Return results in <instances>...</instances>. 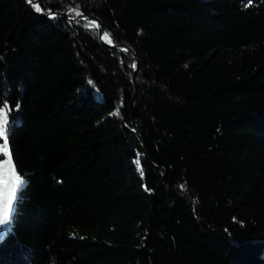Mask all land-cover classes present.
Segmentation results:
<instances>
[{"label":"trees","instance_id":"trees-1","mask_svg":"<svg viewBox=\"0 0 264 264\" xmlns=\"http://www.w3.org/2000/svg\"><path fill=\"white\" fill-rule=\"evenodd\" d=\"M2 97L0 264H264V0H0Z\"/></svg>","mask_w":264,"mask_h":264},{"label":"snow or ice","instance_id":"snow-or-ice-1","mask_svg":"<svg viewBox=\"0 0 264 264\" xmlns=\"http://www.w3.org/2000/svg\"><path fill=\"white\" fill-rule=\"evenodd\" d=\"M31 3V0H28ZM79 15V14H78ZM89 27L98 28L99 25L95 22H92ZM103 38L111 43L109 40L108 33H104ZM135 68V64L132 65ZM6 97L0 98V104H3ZM119 110L117 109V114ZM9 125V116L8 113L0 108V137H5V127ZM6 145V141H5ZM0 160H3V157L0 156ZM11 164V159L5 160L3 164H0V203H4L6 200L5 210L0 214V243H3L8 235L12 234V225L14 224V210H13V219L12 223H9V209H13L14 201L18 203V190L22 189L24 181L21 176L16 173L14 166L8 167ZM139 165V160H137Z\"/></svg>","mask_w":264,"mask_h":264},{"label":"rangeland","instance_id":"rangeland-1","mask_svg":"<svg viewBox=\"0 0 264 264\" xmlns=\"http://www.w3.org/2000/svg\"><path fill=\"white\" fill-rule=\"evenodd\" d=\"M5 140H7V134H6V130H5V137H0V156L3 157V160H0V164H3L5 160H8L9 157L11 159V164L8 165V167H12L14 166L13 164V161H12V158H11V153H10V150L9 148L5 145ZM15 168V166H14ZM16 170V169H15ZM0 171H3V169H0ZM16 173L18 175H20L17 170H16ZM21 176V175H20ZM22 180L25 182V179L24 177H22ZM24 184V183H23ZM6 204V201L4 203V205ZM15 205H16V202L14 201L13 203V209H9L8 210V213H9V222L11 221V217H12V214H13V210H15ZM5 210V206L3 207V209L1 210L0 214H2V212Z\"/></svg>","mask_w":264,"mask_h":264},{"label":"water","instance_id":"water-1","mask_svg":"<svg viewBox=\"0 0 264 264\" xmlns=\"http://www.w3.org/2000/svg\"><path fill=\"white\" fill-rule=\"evenodd\" d=\"M87 17H88L89 19H91V20L97 22V23L100 25V27H101L102 39L104 40V38H103V36H104V26H103V24L99 21L98 18H96V17H94V16H87ZM81 18L84 19L85 16H84V15H81Z\"/></svg>","mask_w":264,"mask_h":264}]
</instances>
